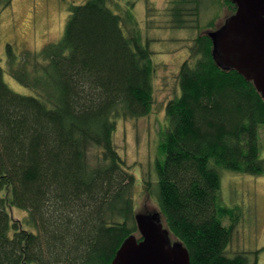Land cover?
I'll list each match as a JSON object with an SVG mask.
<instances>
[{"label":"trees","instance_id":"16d2710c","mask_svg":"<svg viewBox=\"0 0 264 264\" xmlns=\"http://www.w3.org/2000/svg\"><path fill=\"white\" fill-rule=\"evenodd\" d=\"M13 1L0 0V14ZM109 1L73 5L62 38L40 54L19 61L7 45L10 77L36 94L14 92L0 66V264H111L138 233L136 178L114 138L116 119L153 109V54L149 41L126 35ZM205 1L176 4V29H190L186 17ZM198 35L179 69L181 96L166 106L147 194L191 264L256 263L261 250L229 255L236 228H246L241 209L221 203L222 172L264 176V99L219 69L211 39ZM10 207L27 211L36 232L21 229Z\"/></svg>","mask_w":264,"mask_h":264},{"label":"rangeland","instance_id":"374dc122","mask_svg":"<svg viewBox=\"0 0 264 264\" xmlns=\"http://www.w3.org/2000/svg\"><path fill=\"white\" fill-rule=\"evenodd\" d=\"M86 0H14L0 14V66L5 70L7 85L20 95L36 94L21 85L8 73L7 45H12L22 61L26 51L40 54L49 43L58 42L73 5ZM182 0H110L109 7L122 16L125 33L140 36L150 43L154 66V105L151 113L141 118L116 119L115 144L126 165L136 178V207L141 212L160 211L156 200L147 194L156 185L155 160L160 154L159 141L167 128L166 106L181 96L178 73L181 64L192 58V41L199 33L213 30L231 14L225 0H206L199 16L186 17L190 29H176L170 12ZM4 2V1H3ZM191 23H194L192 25ZM208 27H211L208 29ZM195 41V40H194ZM91 153V160L98 157ZM264 158V143H262ZM95 155V157H94ZM221 203L241 209L242 226H238L228 247L229 255L242 251H259L255 263L249 255V264H264V176H251L224 170L222 172ZM230 201V202H229ZM13 221L20 227L36 232L26 223L28 212L10 207ZM21 221V222H20ZM225 225L230 224L227 217Z\"/></svg>","mask_w":264,"mask_h":264},{"label":"water","instance_id":"95a60500","mask_svg":"<svg viewBox=\"0 0 264 264\" xmlns=\"http://www.w3.org/2000/svg\"><path fill=\"white\" fill-rule=\"evenodd\" d=\"M231 1L236 11L203 34L212 41L215 65L251 82L264 99V0ZM135 219L138 233L123 242L112 264H191L188 248L172 235L161 211L137 210Z\"/></svg>","mask_w":264,"mask_h":264},{"label":"bare ground","instance_id":"6f19581e","mask_svg":"<svg viewBox=\"0 0 264 264\" xmlns=\"http://www.w3.org/2000/svg\"><path fill=\"white\" fill-rule=\"evenodd\" d=\"M251 176H252V175H251ZM20 228H21V229L28 230L27 227L25 226V224H24L22 227H20ZM113 260H114V259H113ZM113 260H112V261H113ZM111 264H112V262H111Z\"/></svg>","mask_w":264,"mask_h":264}]
</instances>
